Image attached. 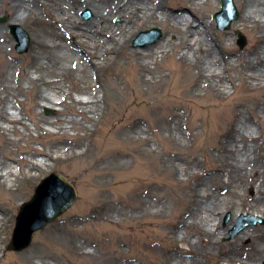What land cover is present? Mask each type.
<instances>
[{"label":"bare ground","instance_id":"obj_1","mask_svg":"<svg viewBox=\"0 0 264 264\" xmlns=\"http://www.w3.org/2000/svg\"><path fill=\"white\" fill-rule=\"evenodd\" d=\"M163 1L5 0L7 12L11 15L12 21H21L33 17L35 21L51 24L52 27L42 32V37L36 36L37 47H42L50 54L38 56L39 60L33 68L36 71L44 69L46 73L44 76L34 77L28 73L27 67L22 66L17 70L12 61L5 59V47L8 41L7 28L0 25V60L3 59L0 62V136L6 140L5 144H9V141L13 140L10 137L11 133L18 134L20 132V134L26 133L28 135L31 133V128L23 120L21 111L18 112V107L15 103L12 104V100H10V97L16 98V94L23 91V79H26L27 83L34 82L39 86L33 101L36 105V111H38L37 107L42 105L53 107L55 103H64L66 98L70 97L72 99L70 106L64 110L80 115L85 121H91L99 118L101 112L104 111L101 100L106 101L107 97L112 98L109 107L105 104L104 108L106 111L107 109L110 110L108 121L112 126H117L115 129L117 136L138 129L146 132L145 127L148 120L135 116L134 112L128 109L135 103H150L151 126L148 127V136L145 137L144 141L150 142L155 138L162 145L153 147V149H141L140 154L151 156V160L146 164L147 167L163 172L165 174L164 180L174 179L178 185L173 188L164 182H159L158 185L149 188L148 191H145L144 187L135 190L130 188V194L113 203L118 206V211H130L133 215H135V210L140 211L135 217L130 214L127 217V220L139 222L138 225H128L134 228L141 227L137 231H141L146 222L154 224V230L157 232H163L162 226H172V229L167 230V233L173 247L167 248V244L158 242L151 244V241L147 239L152 234L151 232L145 233L146 239L139 238L137 240L142 248H149L148 250L152 252L149 255V262H156V264H206L195 253L197 252L195 246L201 243L211 247L216 244H220V248L224 246L223 250H220L221 261L217 264H260L264 260V227L250 228L239 234L245 227L240 228L238 223L232 230V234H238V236L230 240L228 244L224 245L223 243L221 245V239L226 231L224 229L218 232L223 213H209L206 208L208 204L203 200L215 197L212 185H209L207 180L213 181L219 174L226 172V180L222 185L227 192L233 191L232 185L234 183L255 185L256 189V194L250 197L240 194L239 201L234 203V207L242 212H259L264 215V96L254 99L251 95L256 91H261L264 94V0H241L244 13L239 24L252 33L253 39L249 50L241 53L231 50L224 41L217 43L211 36L212 30L210 29L212 27H210V23L204 24V26L196 24L195 16L186 13V9H180L182 11L173 10L171 13ZM205 2L212 4V7L214 6L213 0H188V3L191 4ZM85 7L92 9L93 15L90 21H84L78 15V11ZM86 15L90 16L91 11L87 10ZM117 16L121 19L119 23L114 22V18ZM152 19L167 22L170 20L168 26L170 34L157 49L148 48L132 51L133 63L140 69L134 77L135 85L129 86L122 76L117 81L110 76L106 79L107 93L100 88L97 82H88L84 85L79 82L77 91L83 95L72 97L64 85L60 84L64 77L71 78L76 73L83 74L90 65L95 63L106 67L111 66V64H123L124 56H128L123 53H129L124 48L136 31ZM13 24L23 28L22 25L12 22L10 24L12 34ZM19 26L14 28L17 32ZM68 35L72 36L74 42H69L66 39ZM181 35L184 36V39L177 41L178 36ZM18 44L19 41H17L16 46ZM219 44L224 47L226 53L219 50L221 48L218 46ZM73 45L79 46L80 50L76 51ZM170 45L172 50L177 51L178 60L186 66L185 70L177 72L186 78L193 73L195 77L194 87L206 88L213 95L226 93V80L233 82L234 79L229 72L232 68L236 69L238 81L236 91L239 99L234 105L221 108L215 113L214 117L218 130L211 131L208 135L207 154L211 157V149L216 147L220 153L218 159H224L223 165L225 166L216 168V171L209 172L212 169L204 171L196 153L183 155L176 148L174 133L177 124L174 121L176 115L171 101L162 99L164 102H150L151 96L149 94H152L153 90L145 98L139 95L146 90L147 86L154 83L153 79L160 82L166 79V74H162V66L157 64L158 61L155 60V71L151 72L148 65L156 59L158 52H162V56L167 54ZM83 53L88 55V59H84ZM35 56H32L33 60L37 58ZM70 59L75 61L70 63ZM145 71H149L153 75L148 77L144 74ZM160 74L161 78H159ZM83 76H88V74L85 73ZM76 77L79 78V76ZM234 80L236 81V79ZM43 85L48 90L42 88ZM145 93L147 94V91ZM246 109H249V115L246 114ZM59 114V112L56 113L55 118H43L41 115H35L32 119L36 125L35 128L52 134V131L43 125L44 123L57 125L59 128L57 133H60L67 126L86 127L85 124L74 118L63 122L59 118ZM122 118H127L128 124L121 122ZM219 121L226 124L220 126ZM18 123L21 124V127H18ZM70 123L71 125H68ZM191 124L192 131L190 129L187 133L191 137H199V132L194 131L198 127V123L193 121ZM163 131H167L169 134L164 135ZM130 137L133 141H137V138ZM68 139V137H64L59 140L62 146H57V154H53L56 158L67 159L81 154V151L78 152L75 149L81 143L79 141L70 143ZM68 144L70 147L67 146ZM2 149L12 153L5 146ZM131 149L133 147L129 149L130 151H114L108 157L115 161L116 168H125L127 163L123 162L122 158L126 154H135ZM41 154L45 153H39L33 148L30 154L32 156L30 157L29 154L25 157L22 156L20 161L18 160V165L8 164L0 168V191L14 197L18 190L17 183L20 175L22 178L35 180L37 173L34 170L47 166V162ZM182 163L186 164L183 169L181 168ZM23 165L25 169H23ZM189 167L191 168L187 170ZM185 171L188 174L187 180H191L192 193L189 195L177 191L178 188H181L179 181L183 183L178 175L185 173ZM199 177L202 179L201 182L197 181ZM144 191L148 195H145ZM152 196L156 198L153 203L151 201ZM167 203L173 207L172 216L176 218L174 222H169L164 214L163 206ZM111 209V205L108 207L99 205L94 209L95 216L102 221L103 216L109 217ZM237 214L238 211L235 212V216ZM258 221L264 223L259 218L253 223ZM128 226H125L126 231ZM126 231L112 235L108 231H103L98 237L91 238L101 248L102 254L100 255L103 262L105 255L109 264H121L124 259H131V256L128 255L130 250L126 251L121 246L124 242H131ZM206 235H214V237L206 239ZM244 236L253 237L256 243L251 246L243 245L241 240ZM84 243L81 240L79 244L71 247L85 257L88 252L80 248ZM152 255L154 259H151ZM189 255H192L190 259L187 258Z\"/></svg>","mask_w":264,"mask_h":264},{"label":"rangeland","instance_id":"obj_2","mask_svg":"<svg viewBox=\"0 0 264 264\" xmlns=\"http://www.w3.org/2000/svg\"><path fill=\"white\" fill-rule=\"evenodd\" d=\"M163 3L171 13L173 10L182 11L180 9H186V13L195 16L196 24L198 23L204 26V24L210 23V27H212L210 29L212 30L211 36L214 37L217 43L224 41L226 46L237 53L247 52L253 43L252 33L239 24L242 14L244 13L241 0H235L240 14L239 17L234 20L230 28L226 30L218 28L215 18V13L221 9L222 0H213V7L212 4L206 2L191 4L188 3V0H164ZM87 10L91 11L90 16L85 15ZM6 14L9 16V20L0 22V25L7 28L8 35V41L5 47V59L12 61L17 70L19 67L25 66L30 75L34 77L39 75L44 76L46 73L44 69L36 71L33 66L38 62V56L45 55L46 53L50 54V52L43 50L42 47H37L36 36L42 37V32L47 31L52 25L35 21L33 17L21 21H12L11 15L7 12L5 0H0V15L4 16ZM78 15L84 21H90L93 12L90 7H85L78 11ZM120 21V17L117 16L114 18L115 23H119ZM169 21L152 19L146 22L140 30L136 31L124 48V50L129 51V53L124 52L123 54H127L129 57L124 56L123 64H111V66L106 67L95 63L94 65H90L89 69L83 74L76 73L72 76L73 78L64 77L60 84L64 85L71 93L72 97L83 95L77 91V85H80L79 82L83 85L88 82H97L100 88L104 89L107 93L108 87L106 85V79L110 76L114 77L116 81L118 78L121 79L122 76L123 80L132 87V85H135L134 83L136 80H134V77H136V72L140 71L133 63L134 56H132V51L148 48L157 49L158 46L166 41L170 34L168 28L170 25ZM12 22L22 25L23 28L25 27V30H27L31 37L30 48L25 53H20L16 49L17 40L10 32V24ZM152 27L161 28L163 32L162 37L158 39L155 44H147L144 46L142 42L141 45L135 46L134 41L137 39L138 34L142 30ZM238 31H241L246 37V43L243 47L238 43ZM66 39L69 42H74L71 35H68ZM181 39H184L183 35L178 36L177 41H181ZM73 46L76 51L80 50L79 46ZM218 46L221 47H219L221 52L226 53L221 44ZM168 48L170 50L167 54L162 56V52H158L156 59L152 60L148 65L151 72L155 71V60L158 61L157 64L162 66V74H166V79L163 82L153 79L154 83L151 86H147L146 90L142 91L143 93L139 95L145 98V96L147 97L153 90L152 94H149V96H151L149 99L150 102H164L163 100L171 101L176 115L174 121L177 124L174 133L176 148H178V151H181L183 155H192L196 153L204 171H208L209 169H212L209 170V172L213 170L216 171V168L225 166L223 165L224 159L222 156V159L220 158L221 160L218 159L220 153L216 147L211 149L213 157L207 154L209 145L208 135L211 131L218 130L214 117L215 113L221 108L234 105L239 99L238 92L236 91V86L238 85L236 69L232 68L229 72L231 77H234L236 81L234 79L233 82L226 80V93L224 95H213L206 88L198 89L194 87L195 77L193 73L186 78L181 75V73L177 72L185 70L186 66L178 60L177 51L172 50L171 45ZM82 55H84V59H88V55L84 53ZM32 56L37 58L33 60ZM2 61L3 59L0 60V62ZM74 61L75 60L70 59V63ZM151 72L145 71L144 74L151 77L153 75ZM85 73H87L88 76H83ZM76 76H79V78ZM156 77L157 75L155 78ZM159 78H161V74ZM22 83L23 91L17 93L16 98L10 97V100H12V104H16L18 112L21 111L23 120L27 122L31 128V133L30 135L26 133L20 134V132H18V134L11 133L10 137L18 141L11 140L9 144H5L6 140L0 136V168L8 164L18 165L20 158L28 154L30 155L33 148L39 153H45L41 154V156L46 160L47 166L34 170V172L37 173L35 180L22 178V175H20L19 182L17 183L18 190L15 192L14 197L0 191V264H109L106 255L103 257L105 259L103 262L102 256L100 255L102 254V250L98 247L97 242H93L91 238L98 237L103 231H108L110 235L118 234L126 231L125 226L138 225V221L127 220V217L129 214L135 217V215H138L140 212L139 210H135V215H133L130 211H118V206L113 204L114 201L120 198L122 199L127 194H130V188L135 190L144 187V190L148 191L149 188L158 185L159 182H164L173 188H176L178 185L174 179L164 180L165 174L163 172L147 167L146 164L151 160V156L148 157L140 154L141 149H153V147L162 145L155 138L150 142L144 141L145 137L148 136V127L151 126V105L147 102H139L131 105L128 109L132 110L135 116L143 117L148 120L145 127L146 132L138 129L137 131L119 134L117 136L115 134L117 126H112L108 121L110 110L108 111L107 109L106 111L104 108L105 104L109 107V102L112 98L109 99L107 97L106 101L101 100L104 111L101 112L99 118L85 121L80 115H75L68 110H64L70 106L72 100L70 97H67L64 103H55L53 107L46 105L37 107L38 111H36V105H34L33 101L34 94L39 86L34 82L27 83L26 79H23ZM42 88L48 90L45 85H43ZM146 91L147 94L145 93ZM251 95L254 99L264 96L261 91L253 92ZM58 112L60 113L59 118L61 121L67 122L74 118L75 120L81 121L86 127L77 128L67 126L60 133H57L59 130L57 125L44 123L43 125L48 127L52 131V134H47L44 130H37L35 128L36 125L32 120L35 115H41L43 118H55ZM246 114L249 115V109H246ZM193 121H195L196 124L198 123V127L194 131H198L200 134L198 135L199 137L196 138L194 136L191 137L187 133L190 129L192 131L191 123ZM121 122L128 124V119L122 118ZM224 124L226 123H220L219 121L220 126ZM17 125L21 127V124L18 123ZM68 125H71V123ZM163 134L168 135L169 133L163 131ZM130 136L137 138V141H133ZM64 137H68V142L70 143L75 141L81 143L80 146L75 147L78 152L81 151L79 156L66 159L63 157L56 158V156L53 155L57 154V146H62L59 140ZM3 146L10 149L12 153L3 151ZM67 146L70 147V144ZM131 147H133L131 150H133L135 154H126V156L122 158V161L126 162L127 166L122 169L116 168L115 161L108 156L114 151H130L129 149ZM46 153L50 155L48 156ZM58 153L60 154L61 152L59 151ZM31 156L32 155H30V157ZM185 167L186 164L182 163L181 168L183 169ZM190 168L191 167L187 168V170ZM23 169H25L24 165ZM52 172L63 175L67 181L75 187L77 200L56 221L50 223L44 229L37 231L29 247L22 251L9 249L8 245L12 240L17 214L21 204L35 194L38 183ZM225 174L226 172H222L218 177H215L213 181L210 179L207 180V183L212 185V191L215 192V197L203 200L208 204L206 208L209 213H223L218 232L224 229L226 231L221 239V245L223 243L224 245L228 244L230 240L238 236V234H232V230L238 223L240 228L245 227L239 234L250 228L264 227V223L262 222L258 221L253 223L257 218L264 221V215L262 213L242 212L234 207V203H238L239 201L240 194L249 197L256 194L255 185L234 183L232 185L233 191L227 192V190L223 188L224 185H222L226 180ZM178 176L183 180V183L179 181L181 188H178L177 191L186 193L187 195L192 193L190 186L191 180H187L188 174L186 171ZM197 181L201 182L202 179L199 177ZM144 194L148 195L147 192ZM155 199L156 198L152 196V203L155 202ZM99 205L102 207L111 205L112 207L109 217L103 216L102 221L95 216L94 212L95 207ZM163 208L168 221H176V218L172 216L173 207L167 203L164 204ZM236 211H238V214L235 216ZM246 223L249 224L246 225ZM144 224L141 231H137V229L141 227L134 228L128 226L126 232L128 233V237L131 238V242H124L121 246L126 251H128V249L130 250L128 255L131 256V259H124L121 261V264H156V262H149V255L152 253L148 250L149 248H142L139 242H137L139 238L146 239V232L152 233L149 238H147L151 241V244L158 242L167 244V248L173 247V243L167 233V230L170 231L172 229L171 225L162 226L163 232H157L154 230V224L150 222ZM182 231L184 232V229H182ZM212 236L214 237V235H206L205 237L209 239ZM81 240L85 243L83 246H80V248L88 252L85 257L77 251H74L71 247L79 244ZM241 241L245 246H251L256 243L255 239L251 236H244ZM223 248L224 246L220 248V244L211 247L210 245H202L199 243L198 246H195L197 250L195 253L200 256L204 263L217 264L221 261L222 255L220 250L222 251ZM153 255L151 259H154ZM191 257L192 255H189L187 258L190 259ZM223 260L227 261L226 259ZM260 264H264V260L261 261Z\"/></svg>","mask_w":264,"mask_h":264},{"label":"water","instance_id":"obj_3","mask_svg":"<svg viewBox=\"0 0 264 264\" xmlns=\"http://www.w3.org/2000/svg\"><path fill=\"white\" fill-rule=\"evenodd\" d=\"M239 10L234 0H223V7L216 13L219 28L227 29L233 20L239 17ZM8 17H0L6 21ZM13 34L19 44L16 46L19 52L29 50L31 38L29 33L20 28L19 25H12ZM19 26L18 32L14 29ZM239 43L244 46L245 36L239 32ZM162 36V30L158 27L143 30L134 41L135 45L154 44ZM142 44V45H144ZM77 199L75 187L67 179L52 172L44 178L36 188V192L30 200L25 201L17 215V223L9 249L21 251L28 247L36 231L44 228L50 222L56 220L63 214Z\"/></svg>","mask_w":264,"mask_h":264}]
</instances>
